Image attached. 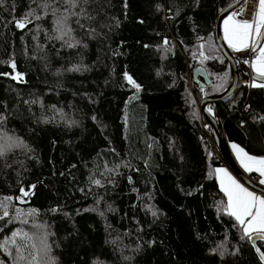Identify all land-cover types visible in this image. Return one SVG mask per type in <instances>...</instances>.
I'll list each match as a JSON object with an SVG mask.
<instances>
[{
  "label": "trees",
  "instance_id": "obj_1",
  "mask_svg": "<svg viewBox=\"0 0 264 264\" xmlns=\"http://www.w3.org/2000/svg\"><path fill=\"white\" fill-rule=\"evenodd\" d=\"M234 1L3 0L0 264H264L227 215L200 107L230 81L214 25ZM207 109L264 157V87Z\"/></svg>",
  "mask_w": 264,
  "mask_h": 264
},
{
  "label": "snow or ice",
  "instance_id": "obj_2",
  "mask_svg": "<svg viewBox=\"0 0 264 264\" xmlns=\"http://www.w3.org/2000/svg\"><path fill=\"white\" fill-rule=\"evenodd\" d=\"M2 3L3 0H0V4ZM30 15L31 13H28L23 19L15 20V27L19 29L25 28L28 23H31L27 19ZM231 19H233L232 16L229 17V20ZM225 25V39L228 41L230 47H233L237 51L242 48L251 47V50L254 52L259 47L253 68L258 76L264 77V46H260L261 41H264V0H258V9L254 12L253 21L244 20L236 22L231 27L228 26V21H225ZM58 39H62V37H58ZM11 67L15 69V64L12 63ZM127 80L129 84L139 90V86L130 76L127 77ZM252 86L264 87V83L258 84L254 82ZM232 147L236 151L237 159L246 172L255 171L261 177H264V157L251 156L236 145H232ZM216 173L220 178L221 191L227 197V215L234 217L237 224L243 229L244 237L253 241H264V196H258L253 191H249L223 169H216ZM95 183L99 184L100 182L97 180ZM259 183L264 185V179H261ZM5 199L11 198L7 197ZM7 215L8 212L5 209L0 219ZM152 215L155 216L156 213L153 211ZM253 247L260 253V259L264 261V252H261L255 243Z\"/></svg>",
  "mask_w": 264,
  "mask_h": 264
},
{
  "label": "water",
  "instance_id": "obj_3",
  "mask_svg": "<svg viewBox=\"0 0 264 264\" xmlns=\"http://www.w3.org/2000/svg\"><path fill=\"white\" fill-rule=\"evenodd\" d=\"M244 0H236L226 8H224L219 14L217 15V18L215 20L214 25V36L217 43V46L219 50L222 52L224 57L229 62L230 67V81L227 86V88L222 91L221 93H218L216 95L206 96L201 100L200 107L204 114V117L206 118V121L209 126L212 128V132L214 135L216 147L219 151V154L221 156V159L223 160V163L225 166L229 169V171L244 185L251 188L252 190H255L257 192H261L264 194V186L259 184L257 181H255L253 178H251L247 173L243 172L239 166L234 161L233 157L231 156L229 149L227 147L226 141L222 139L223 133L221 129L219 128L217 121L215 118L210 114V112L207 110V105L211 103H215L218 101L226 100L233 96L239 89L238 86V72H239V65L236 60V56H240L242 58H247L250 54L255 53L251 50V47L245 51L240 52H231L226 45L223 42L222 36H221V22L222 20L228 16L230 11L237 8ZM263 41H261L262 44ZM261 46V45H260ZM259 47H257V50ZM242 68L240 69L245 76H249L253 81L258 83H264V77H260L257 75V73H254L250 71L248 66L242 65ZM193 78L197 85H199L202 88H205L210 83V78L208 76L207 69L203 65H197L193 68L192 71ZM18 199H22L26 201L28 199V196H25L23 193H20L18 195ZM254 235V234H253ZM252 244L257 241L250 240ZM255 251L256 248L254 247Z\"/></svg>",
  "mask_w": 264,
  "mask_h": 264
},
{
  "label": "built area",
  "instance_id": "obj_4",
  "mask_svg": "<svg viewBox=\"0 0 264 264\" xmlns=\"http://www.w3.org/2000/svg\"><path fill=\"white\" fill-rule=\"evenodd\" d=\"M257 8H258V0H244L237 8L230 11L228 16H232L233 20L239 21V22L244 21V20L253 21L254 12L257 10ZM175 46H177V44ZM255 54L256 53H254L253 55H249V57L246 58L247 61L250 62L251 57H253ZM238 78H239L238 86L240 87L241 86H248V87L252 86L251 78L245 77L242 71L238 72ZM197 90L201 91L202 89L201 87H198Z\"/></svg>",
  "mask_w": 264,
  "mask_h": 264
},
{
  "label": "crops",
  "instance_id": "obj_5",
  "mask_svg": "<svg viewBox=\"0 0 264 264\" xmlns=\"http://www.w3.org/2000/svg\"><path fill=\"white\" fill-rule=\"evenodd\" d=\"M226 18V17H225ZM223 19L222 20V22H221V24H222V30H223V34H225V21H226V19ZM229 21H232V20H228V26L229 27H231V25L229 24ZM235 21V20H234ZM236 22H239V21H236ZM247 49H249L248 47H246V49L245 50H247ZM234 50V52H240V51H245V50H243V49H241V50H239V51H236L235 49H233ZM226 144H227V147H228V149H229V152H230V154H231V156L233 157V159H234V161L236 162V164L239 166V168L243 171V172H245V173H248V172H246L245 170H244V168L241 166V164H240V161L237 159V154H236V151L233 149V147H232V145H236L238 148H241V146H239L237 143H235V142H232V141H226ZM241 149H243V148H241ZM244 150V149H243ZM244 152H246L245 150H244ZM247 153V152H246ZM250 155V154H249ZM251 156H253V155H251ZM255 157H258V156H255ZM259 158V157H258ZM226 166L224 165V166H220L218 169H223L224 171H226L230 176H232L238 183H240L243 187H245V188H247L249 191H253L256 195H258V196H264V194L263 193H261V192H257V191H255V190H252L251 188H249V187H247L246 185H244L242 182H240L237 178H235L230 172H229V170H227L226 168H225ZM253 173H254V176H253V179L255 180V181H257L258 183L260 182V180L261 179H264V177H261L260 175H259V173L258 172H255V171H253ZM216 177H217V181H218V184H219V187H220V178L218 177V175H217V173H216ZM260 184V183H259ZM262 185V184H261ZM262 186H264V185H262Z\"/></svg>",
  "mask_w": 264,
  "mask_h": 264
},
{
  "label": "rangeland",
  "instance_id": "obj_6",
  "mask_svg": "<svg viewBox=\"0 0 264 264\" xmlns=\"http://www.w3.org/2000/svg\"><path fill=\"white\" fill-rule=\"evenodd\" d=\"M258 9V8H257ZM229 17L230 16H227L225 19H226V21H228L229 20ZM232 21H229V24L231 25V26H233L235 23H236V21H234L233 19H231ZM221 36H222V39H223V42H224V44L226 45V47L229 49V50H231V51H233L234 52V48L233 47H230L229 46V44H228V41L225 39V34H223V30H222V24H221ZM261 46H264V41L262 42V44H261ZM248 48H250V47H248ZM243 50H245L246 48H242ZM237 51V50H236ZM258 51H259V49L257 50V52H256V54L253 56V57H251V60H250V65H249V68H250V71H252V72H254V73H257L255 70H254V68H253V63L255 62V60H256V56H257V54H258ZM245 62H246V66H248L247 64H248V61L247 60H244ZM244 62V63H245ZM253 84V83H252ZM211 111V110H210ZM227 170H229L227 167H225ZM230 172V171H229ZM231 173V172H230ZM232 174V173H231ZM233 175V174H232ZM234 176V175H233ZM235 177V176H234ZM236 178V177H235ZM221 188V187H220Z\"/></svg>",
  "mask_w": 264,
  "mask_h": 264
}]
</instances>
